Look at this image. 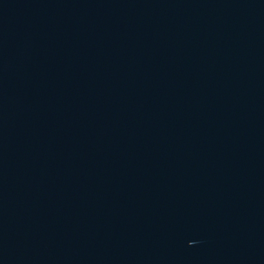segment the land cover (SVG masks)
<instances>
[{
	"label": "water",
	"instance_id": "water-1",
	"mask_svg": "<svg viewBox=\"0 0 264 264\" xmlns=\"http://www.w3.org/2000/svg\"><path fill=\"white\" fill-rule=\"evenodd\" d=\"M0 264H264V0H0Z\"/></svg>",
	"mask_w": 264,
	"mask_h": 264
}]
</instances>
